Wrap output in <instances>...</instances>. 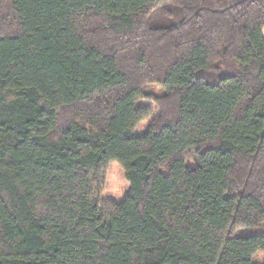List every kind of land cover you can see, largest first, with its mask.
I'll return each mask as SVG.
<instances>
[{
	"label": "trees",
	"instance_id": "obj_1",
	"mask_svg": "<svg viewBox=\"0 0 264 264\" xmlns=\"http://www.w3.org/2000/svg\"><path fill=\"white\" fill-rule=\"evenodd\" d=\"M6 3L0 264H253L264 0ZM142 100L158 110L134 137L153 114ZM113 162L129 184L120 204L99 199Z\"/></svg>",
	"mask_w": 264,
	"mask_h": 264
},
{
	"label": "rangeland",
	"instance_id": "obj_2",
	"mask_svg": "<svg viewBox=\"0 0 264 264\" xmlns=\"http://www.w3.org/2000/svg\"><path fill=\"white\" fill-rule=\"evenodd\" d=\"M4 6H1L0 11L3 14H9V9L10 6L8 3L6 4H1ZM123 58L122 61L125 64H130L131 66H134L136 64V59L139 57L138 52H132L130 53L129 50L123 51ZM145 88L147 90H150L154 92L155 94H160V87H158L155 84H146ZM137 107H142V108H151L153 111L152 116L148 119L143 121L139 126L135 129L133 136L134 137H142L146 135L148 132V129L152 123V120L157 114V104L153 101H147V100H142L137 104ZM189 165H192V161H188ZM166 172L165 170H163ZM104 188L102 192L99 194V199L103 201H111L116 204L122 203L129 191V184L126 180L125 177V172L121 165L118 162H113L111 163L107 170L104 173ZM253 234H264V224L258 228L252 231ZM239 236L245 235L244 230H239L236 233ZM253 264H264V252H259L257 253L252 260Z\"/></svg>",
	"mask_w": 264,
	"mask_h": 264
}]
</instances>
